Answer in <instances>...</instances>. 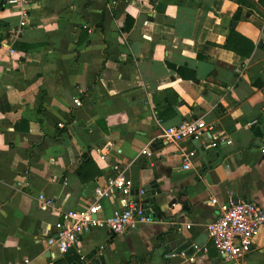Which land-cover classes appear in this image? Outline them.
I'll use <instances>...</instances> for the list:
<instances>
[{
  "label": "crops",
  "instance_id": "0c3cea01",
  "mask_svg": "<svg viewBox=\"0 0 264 264\" xmlns=\"http://www.w3.org/2000/svg\"><path fill=\"white\" fill-rule=\"evenodd\" d=\"M243 1L0 0V264H232L207 224L228 199L264 209V2ZM196 119L210 128L198 139L159 137ZM119 172L134 201L161 183L160 213L49 248L62 212L118 209L94 189ZM244 262L264 264V226Z\"/></svg>",
  "mask_w": 264,
  "mask_h": 264
},
{
  "label": "built area",
  "instance_id": "2783aa9c",
  "mask_svg": "<svg viewBox=\"0 0 264 264\" xmlns=\"http://www.w3.org/2000/svg\"><path fill=\"white\" fill-rule=\"evenodd\" d=\"M24 3L25 0H9V3ZM25 13H22V17ZM20 26L25 25L22 18ZM75 106L81 105L80 98H74ZM254 122V121H253ZM210 128L202 119L183 121L180 124L161 128L159 137L177 143L185 139H198ZM212 141L206 147L215 146ZM194 151H188L183 156V168L188 169ZM132 181L123 172L109 178L103 186L94 189L96 200L115 197L118 209L110 216L97 218L98 207L91 204L84 209H71L62 212L61 218L53 225V233L45 238L49 248L55 249L59 254H65L70 248L79 249V241L84 234L94 228H105L113 235H119L152 219V214H147L139 202L131 198ZM42 205H49L50 200L43 195L38 196ZM215 202V200H211ZM190 225L187 224L186 227ZM264 226V209L257 203L247 199H228L219 207L218 216L207 224V234L214 245L217 254L223 261L232 264H246L245 257L252 248L253 237ZM84 257L80 258V261ZM190 261L193 257L189 258ZM27 262V261H25Z\"/></svg>",
  "mask_w": 264,
  "mask_h": 264
},
{
  "label": "water",
  "instance_id": "95a60500",
  "mask_svg": "<svg viewBox=\"0 0 264 264\" xmlns=\"http://www.w3.org/2000/svg\"><path fill=\"white\" fill-rule=\"evenodd\" d=\"M257 132V133H256ZM257 137H261L260 128L256 127L255 132ZM259 133V134H258ZM161 183H157L156 180H151L146 183L141 189H135L134 195L137 202L142 200V207L145 208L147 214L153 212L156 214L157 212L160 213V210L157 207V195L162 193L160 189ZM139 191H141L144 195L140 197ZM237 199L235 198L234 201ZM173 201L168 203V206L171 205ZM78 262H73L72 264H104L103 257L101 255H97L95 252L89 254L84 260Z\"/></svg>",
  "mask_w": 264,
  "mask_h": 264
},
{
  "label": "trees",
  "instance_id": "16d2710c",
  "mask_svg": "<svg viewBox=\"0 0 264 264\" xmlns=\"http://www.w3.org/2000/svg\"><path fill=\"white\" fill-rule=\"evenodd\" d=\"M260 1H263V2H264V0H260ZM242 2H243L242 4H246V2L244 3L243 0H242ZM127 19H130V18H129L128 16H126V20H127ZM85 156H86V155L83 156L84 159H85ZM72 259H75V260H78V261H79V257H78L77 255L74 256V257H72V258H70L69 261L72 260ZM55 264H63V262L61 263V262H59V261H55Z\"/></svg>",
  "mask_w": 264,
  "mask_h": 264
}]
</instances>
